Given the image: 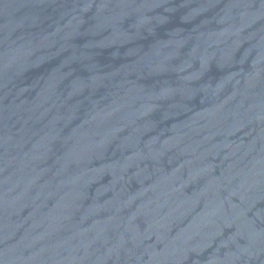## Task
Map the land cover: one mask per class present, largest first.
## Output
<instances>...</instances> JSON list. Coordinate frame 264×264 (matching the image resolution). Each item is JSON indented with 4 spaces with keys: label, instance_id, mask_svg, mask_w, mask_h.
Masks as SVG:
<instances>
[{
    "label": "water",
    "instance_id": "1",
    "mask_svg": "<svg viewBox=\"0 0 264 264\" xmlns=\"http://www.w3.org/2000/svg\"><path fill=\"white\" fill-rule=\"evenodd\" d=\"M0 264H264V0H0Z\"/></svg>",
    "mask_w": 264,
    "mask_h": 264
}]
</instances>
